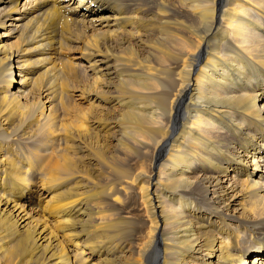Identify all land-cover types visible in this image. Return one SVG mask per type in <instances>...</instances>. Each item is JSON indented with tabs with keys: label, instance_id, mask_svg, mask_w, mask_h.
I'll list each match as a JSON object with an SVG mask.
<instances>
[{
	"label": "bare ground",
	"instance_id": "bare-ground-1",
	"mask_svg": "<svg viewBox=\"0 0 264 264\" xmlns=\"http://www.w3.org/2000/svg\"><path fill=\"white\" fill-rule=\"evenodd\" d=\"M20 3L0 0V264H264V0ZM106 149L126 168L101 201Z\"/></svg>",
	"mask_w": 264,
	"mask_h": 264
},
{
	"label": "rangeland",
	"instance_id": "rangeland-1",
	"mask_svg": "<svg viewBox=\"0 0 264 264\" xmlns=\"http://www.w3.org/2000/svg\"><path fill=\"white\" fill-rule=\"evenodd\" d=\"M21 1V8H22V6L24 5V0H20ZM108 16H110V15H108ZM96 26V25H95ZM96 28H99V26L98 27H96ZM2 30V31H1ZM0 32H4V29H2V28H0ZM14 38H15V36H13ZM5 38V37H4ZM85 38H86V35L84 36V38H83V42H84V40H85ZM13 38H11V39H9V40H6V43L5 44H8V43H12V44H16V42H17V38H16V40H12ZM10 40H12V41H10ZM8 41H10V42H8ZM69 44H71V45H74L75 44V42H73L72 40H70V42H69ZM38 52V49H34V51H30V57H32V56H34V54H36ZM74 51H70L69 52V54H72L71 56H73L74 57V59L76 58V56H77V54H83L82 52H74ZM68 55L67 54H63V57L65 58L64 60L62 59V58H60V59H58V62L57 63H59L58 64V70L59 69H61L60 70V78H59V81H58V84H59V87L61 86V84H60V81H61V79H62V83H64L65 84V82H70L71 80H73L74 79V76H73V73L71 72V71H67V70H65V71H63V68H64V66H63V63L62 64H60V62L62 61V62H65L66 61V57H67ZM67 58H69V57H67ZM77 62H79V61H77ZM75 64H78V63H75ZM84 65V68H82L81 69V71L82 70H86V66L88 65H85V64H83ZM71 72V73H70ZM41 74H43V73H41ZM47 76H52V73L51 72H49L48 73V75ZM88 76H90V73L89 72H87V73H85V79H87L88 78ZM17 78H18V76H16V70H14L13 69V76H12V79H13V89H14V91H18L19 89H20V87L22 88L23 87V85H21V83H19V82H21L20 81V78H18V81H17ZM15 81H17V83L15 82ZM48 81V78L47 77H45V79L43 80V83H45V82H47ZM88 81V80H87ZM70 84H71V82H70ZM66 85H69V84H66ZM71 85H75V83L74 84H71ZM69 91V88H65V91ZM104 91V90H103ZM104 93H105V91H104ZM103 93V95H104V97H106V98H108V96L106 95L105 96V94ZM72 94H74V95H78V93H76V92H73ZM259 95V94H258ZM258 98H259V96H257ZM105 98V99H106ZM78 98L76 97L74 100H77ZM25 101V100H24ZM102 101H104V99L103 100H101L100 102H96V103H93L92 101L91 102H88L87 104H84V102H82V104H77L78 105V107L79 108H84V109H88V107L91 105V104H93L94 105V107L98 110L99 108H102V107H104L105 105H106V103H108V102H106V103H102ZM28 101H25V103H27ZM78 103H80V101H78ZM61 104V106H60V109H59V111H60V113L61 114H63L62 116L64 117V118H67V117H69V115L67 114V112H66V106L64 105V104H62V103H60ZM67 114V115H66ZM65 116H67V117H65ZM16 119H17V116H12V118H11V121L13 122V121H15L16 122ZM76 122H79V119H77V121ZM7 127V126H6ZM74 128V127H73ZM55 131V134H60V136H58L59 138L60 137H62V138H60L59 140L60 141H62L63 140V133L61 132V129L58 127V123H55V126H54V129H53V132ZM52 132V133H53ZM38 136V135H37ZM37 136L36 137H33L31 140H29L28 142H31V141H33V142H31L30 144L32 145L33 143H35L36 144V142L37 143H39L40 141H38V138H37ZM62 139V140H61ZM35 140H36V142H35ZM107 143L109 144V143H112V140H110L109 138H107ZM18 144H21L23 147L25 146V142H24V140L23 139H19L18 140ZM99 145H101V144H97L96 145V149H98V147H99ZM28 146V145H27ZM30 146V145H29ZM28 146V147H29ZM30 148V147H29ZM28 148V149H29ZM59 149L60 150H63L64 149V144L61 146V147H59ZM49 151H52V149L51 150H49ZM73 151V150H72ZM9 152H10V150H9ZM47 154H48V152H46ZM4 154H6V155H9L10 156V154H8V152H6L5 150L4 151H1V153H0V157L2 156V155H4ZM50 154V153H49ZM72 153L71 152H69L68 154H64L63 156H61V157H56V156H54V157H50V159L49 158H47L48 160H46V162L44 163V167L45 166H47L48 165V163H50L49 165L51 166V167H53L54 168V170H59V169H62V170H65L67 167L63 164V163H61V159H62V157H64V156H69V157H75V156H73V155H71ZM105 155H104V161L103 162H100V163H98L97 164V166H96V169H99V171H95V174H98V173H102V174H104L105 176H106V178L105 179H100V180H97L96 179V182H95V185H94V189H96L94 192H93V195H99V198H100V200L101 201H103L104 199H106L107 197H109L108 196V190H107V187H108V181L109 182H111L112 181V179H113V177L111 178L110 176L113 174V171L115 172L117 169H115L114 167H112V166H114V165H116V166H118V170L120 171V170H125V168H126V162L120 157V156H118V155H115V154H113V153H111V151H109V150H107L106 149V151H105V153H104ZM243 156V157H242ZM243 158H245V153H242V155L240 156V160L242 159L243 160ZM86 163V161H83V163L82 164H85ZM131 164H132V170H130L131 172L132 171H134V170H140L141 168H142V166H143V161H135V162H131ZM2 165V164H1ZM1 165H0V167H1ZM86 168V167H85ZM251 168H255V167H253V166H251ZM86 170H89V168H86ZM38 171H40V170H38ZM92 170H90V172H91ZM149 172L150 171H148L147 173L146 172H144L145 174H148L149 175ZM39 176H41V175H39ZM38 176V179L40 178ZM123 181H126L127 179H122ZM146 180H147V178H146ZM98 185H101V187H99L98 188ZM115 186V188H111L112 189V191H114V193H118V195H121L123 192H119V189H118V185H114ZM64 189H66V187L65 188H62V189H55V192H53L49 197H47V198H44V197H42V199L40 198L39 200L36 198V199H34L32 196L30 197L31 198V202L30 203H28L29 205V209L31 208V209H33V210H37V211H41V213H42V210H43V208H44V206L47 204V202L48 201H50V199H60V200H62V199H65V198H67L66 196H64V195H62V191L64 190ZM133 189H135V191L133 190ZM132 190V192L130 193V195L129 196H131V197H128V199H131L132 197H134L135 198V200L133 199L132 201H133V203L130 205L131 207L132 206H134L132 209V213L134 214V216H139L140 215V212H139V210H140V206H141V211H143V213L145 214V206H143L142 204L139 206V204L141 203L140 201V193H139V189H136V188H133ZM134 194V195H133ZM139 194V195H138ZM133 195V196H132ZM138 195V196H137ZM120 198H122L123 200H125L126 201V198H127V195H125L124 193H123V195H122V197L120 196ZM36 201V202H35ZM37 201H38V205H36L35 207H37L36 209H35V207H33V205H35V203L37 204ZM138 201V202H137ZM33 203V204H32ZM138 204V205H136V204ZM135 208V209H134ZM106 211H109V209L108 208H104ZM44 223L45 224H47L48 226H51V227H56V221L54 220V219H52V218H50V217H48V214H45V217H44ZM145 238V234L144 235H142V238H141V240H143ZM154 259H157V258H154Z\"/></svg>",
	"mask_w": 264,
	"mask_h": 264
}]
</instances>
